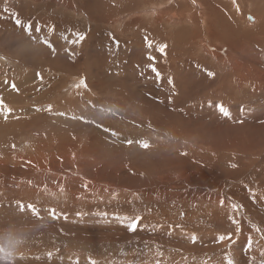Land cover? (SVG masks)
<instances>
[{
	"label": "rangeland",
	"instance_id": "rangeland-1",
	"mask_svg": "<svg viewBox=\"0 0 264 264\" xmlns=\"http://www.w3.org/2000/svg\"><path fill=\"white\" fill-rule=\"evenodd\" d=\"M60 1L79 14L51 0H0V263L264 264V79L250 82L255 94L243 86L238 99L199 97L200 80L219 90L223 75L202 71L204 63L215 65L191 53L193 26L149 23L144 10L167 0ZM186 1L165 18L197 13L196 1ZM136 4L142 11L135 19L117 16ZM104 13L107 22L96 21ZM214 16L218 31L230 32ZM229 16L239 27L246 17ZM177 51L199 67L179 57L177 66ZM45 114L37 129L8 124ZM63 142L72 146L57 151ZM37 148L54 164L31 160ZM19 155L28 160L16 161Z\"/></svg>",
	"mask_w": 264,
	"mask_h": 264
},
{
	"label": "bare ground",
	"instance_id": "bare-ground-1",
	"mask_svg": "<svg viewBox=\"0 0 264 264\" xmlns=\"http://www.w3.org/2000/svg\"><path fill=\"white\" fill-rule=\"evenodd\" d=\"M34 1V0H32ZM37 1V0H36ZM53 4L58 3L59 8L64 9L65 11H69L70 13H72L73 15H77V13L79 14V10L72 6L71 4L68 3H63L65 1H60V0H51ZM87 1V0H86ZM85 1V2H86ZM132 2V4H135L134 1L138 2L137 0H130ZM141 0H139L140 2ZM152 1V0H142V2H144L145 4H147V2ZM174 1V3L176 4L175 7H171V3ZM181 1L182 0H167L165 1V4H160V5H151L150 7H148L147 9L144 10L143 13H147L149 16L151 17V20H149V23H153L155 26H159V24L162 22L163 23H168L171 25H179V24H187V25H191L193 26L191 33L189 34V37H191V40L188 41V43L186 42L188 39H185L186 44L189 45V47L192 49L191 53L195 51L200 52V54H202L204 57L208 58V60L211 62V64H214L215 66H210V64H206V66L203 64L200 67H205L206 69L202 68V71L204 73H209V72H215L218 73L217 76L219 75H223V79H221L219 81V86L221 87L219 90H215L213 91V89H208V87L206 86L207 83H203L204 81L197 83V89L199 91V97L200 96H204L205 94H212L215 95L217 97H227L230 99H238L235 96L236 95H244V93L242 92V87L243 86H250L249 88H251V91L253 94L257 93L259 90L257 89L258 85H256V83H254L253 85H251V81L253 80H258V79H264V72H262V70H260L259 67H261L262 69H264V0H195L196 2L195 7H197V13L191 15V14H187L185 13L184 10L183 12H180L178 15L179 17H177L176 15H171V19L167 20L165 18V15L167 13H169L170 9H177V11H179L180 9H184L185 6L181 5ZM186 1V0H185ZM198 1V2H197ZM110 2V1H109ZM138 2V3H139ZM162 2V1H161ZM187 2V1H186ZM184 2V3H186ZM84 3V2H83ZM111 3V2H110ZM155 3V2H154ZM158 3V2H156ZM164 3V1L162 2ZM189 3V0H188ZM242 3V4H241ZM107 5V4H106ZM144 5V4H142ZM165 5H169V7L167 6V8L165 10H163L161 12V7H164ZM44 6V5H43ZM137 4L133 6L132 9H123L124 11H117L116 14H119L117 16H120L121 13L125 12L123 16V18H131V19H135V15L140 13L142 10H139L137 8ZM187 6V5H186ZM189 6V5H188ZM192 6V5H191ZM45 7V6H44ZM147 7V6H146ZM190 7V6H189ZM52 8V7H51ZM58 8V7H56ZM188 8V7H187ZM46 9V8H45ZM77 9V10H76ZM138 9V10H137ZM191 9V7H190ZM193 9V8H192ZM137 10V11H136ZM48 11V10H47ZM51 11V10H50ZM62 11V10H60ZM218 12L221 14V23L223 22L225 26L223 27H227L225 30H230V32H226V33H221L218 31L216 26L217 21L215 20V13L213 15V13L211 14V12ZM233 11L235 14L237 15H243L245 14L246 17H241L243 18V25L241 27L237 26L236 22H234V20L232 21L230 19L229 13ZM243 11V13H242ZM63 12V11H62ZM175 12V11H174ZM173 12V13H174ZM65 13V12H64ZM150 13V14H149ZM113 14V12H110V15ZM250 14L248 17L247 15ZM44 15V14H43ZM101 15V14H100ZM104 15V16H103ZM101 15L100 17L98 16L96 18V21L101 22V21H105L109 18V15H105V13ZM87 16V15H86ZM113 16V15H111ZM116 16V17H117ZM139 16V15H138ZM145 16V15H144ZM137 17V16H136ZM215 19H214V18ZM231 17H233V15H231ZM153 18V20H152ZM117 19V18H116ZM150 19V18H149ZM89 20V19H88ZM95 20V19H94ZM93 20V21H94ZM115 20V18H114ZM121 20V17H120ZM71 21V20H70ZM92 21V20H90ZM140 21V20H139ZM113 22V21H111ZM141 22V21H140ZM119 23V22H118ZM132 23V21H131ZM130 23V24H131ZM137 25V27H141L142 23H138L136 21H133V25ZM73 25V24H72ZM87 25V24H86ZM152 25V24H151ZM132 26V25H130ZM180 27V26H179ZM187 27V26H186ZM136 28V27H135ZM143 29V28H142ZM183 29V28H182ZM217 29V30H216ZM239 29H243V31L240 32ZM123 32V31H122ZM138 32H140L138 30ZM145 32V31H144ZM182 32V31H181ZM187 32V31H186ZM145 34V33H144ZM180 36V32L178 34ZM176 36V35H175ZM174 36V38H175ZM188 37V36H187ZM168 39V38H167ZM164 43V42H163ZM168 49V45H165V51ZM72 50V49H71ZM74 53V52H73ZM193 53V54H194ZM60 54V53H59ZM164 55V54H163ZM176 57H179L181 59V61L183 62L184 60H187L188 62H192L196 68L199 67L196 65V63L193 62V60L189 59L187 57V55L185 53L181 54L180 52H176L172 57H171V61L174 62L175 64L179 67H183L181 65V63L176 61ZM191 64V63H190ZM202 62H200L199 65H201ZM192 69V68H191ZM200 69V68H199ZM260 72H259V70ZM190 70V69H189ZM188 70V71H189ZM173 70L166 71V75H168V78L170 77V79L172 81H175L172 78V74ZM199 72V71H198ZM252 74V78L250 80L245 81L243 78L247 75V74ZM259 74V75H258ZM237 75V76H236ZM194 76V74H193ZM197 76V75H196ZM71 77V76H70ZM261 77V78H260ZM247 78V77H246ZM75 80V79H74ZM206 81H208V83H212V82H216L213 77L211 79H207ZM261 81V80H260ZM264 81V80H263ZM251 82V83H250ZM95 83V82H93ZM250 83V84H249ZM263 83V82H262ZM208 84V85H209ZM249 84V85H248ZM88 85V84H86ZM92 86V85H91ZM93 87V86H92ZM247 87V88H248ZM263 87V86H262ZM97 86H94L92 90H94L96 92ZM227 89V90H226ZM109 91V90H108ZM244 91V90H243ZM250 91V90H249ZM264 91V88H263ZM102 92V91H101ZM105 92V91H104ZM217 92V93H216ZM235 92H238L240 94H235ZM249 93V92H247ZM251 93V92H250ZM104 94V93H103ZM107 94V93H106ZM252 94V96H253ZM97 95H100V93H97ZM105 95V94H104ZM114 95V94H113ZM108 96V95H107ZM242 97V96H241ZM262 97V96H261ZM244 98V97H243ZM242 99V98H241ZM5 103L7 101H4ZM246 102V101H245ZM11 104V103H9ZM13 105V104H11ZM10 105V106H11ZM15 105V104H14ZM14 109L16 107V109H19L21 111H24L23 108L21 107H17L14 106ZM261 106V105H260ZM6 107V106H5ZM235 108V107H233ZM238 108V107H237ZM236 108V109H237ZM10 108L9 110L7 109V111H9V113H12ZM5 110V109H4ZM264 110V109H263ZM141 112H146L147 110L145 109H141ZM246 111V110H243ZM250 111V110H249ZM206 112V111H205ZM237 112V111H236ZM237 114V113H236ZM259 114V113H258ZM264 114V113H263ZM205 115V114H204ZM20 115H13V117H19ZM47 114H45L44 116H40L36 119H31L29 117L26 118H18L17 121H13L11 123H8L9 126L13 125L18 127H21L23 125V123H29L32 122V125H27L28 128L33 129H37L38 126H40L42 124V122L40 120H46L47 118ZM237 117V116H236ZM17 123V124H15ZM6 124L1 123L0 121V129H2ZM239 125V124H238ZM242 125V124H241ZM200 127V126H199ZM40 128V127H39ZM241 129V128H240ZM170 130V129H169ZM168 130V131H169ZM172 134V133H171ZM173 135V134H172ZM41 138L40 135H37ZM51 138V137H50ZM6 139V138H5ZM4 139V140H5ZM45 139V138H44ZM49 139V138H48ZM50 140V139H49ZM11 141V140H10ZM9 141V142H10ZM15 141V140H14ZM47 141V140H46ZM7 142V141H6ZM5 142V143H6ZM62 142V141H61ZM8 143V142H7ZM11 143V142H10ZM63 142L62 144H59V146H56L57 151L59 150V152H61L63 150V148L66 147H71L72 144H67L64 146ZM72 143V142H69ZM13 144V143H12ZM7 145V144H6ZM11 145V144H10ZM40 145V144H39ZM9 146V144H8ZM13 147V146H11ZM14 148V147H13ZM81 148V147H80ZM233 148V147H232ZM236 148V147H235ZM238 148V147H237ZM11 149V148H10ZM262 150V149H261ZM260 150V151H261ZM264 150V149H263ZM3 151V150H2ZM8 151V150H7ZM10 151V150H9ZM14 151V150H11ZM258 151V152H260ZM6 152V150L4 151V153ZM36 153L34 154L35 157H31L29 155H27L31 160H34L36 157L40 158L39 156H41L42 158H40L42 161H44L45 163H49V164H54L53 161H51L50 156H46V154H48L47 152H45V150L41 149L40 151L37 150L35 151ZM257 152V151H256ZM262 152V151H261ZM264 153V152H263ZM254 154V153H252ZM261 156V153H259ZM246 154H244L245 156ZM256 155V154H255ZM264 155V154H263ZM0 156H2V153L0 151ZM13 156V155H12ZM22 157L21 155H19L16 161H20V160H28V157ZM159 156V155H158ZM243 156V157H244ZM259 156V155H258ZM78 157V153L75 154V158L72 161L73 166L77 167L79 160L77 159ZM138 157L141 158H145L147 157V154L145 153H140L138 155ZM257 157V156H256ZM247 158V157H246ZM152 159V158H151ZM252 159V158H251ZM256 159V158H255ZM260 159V158H259ZM244 160V159H243ZM250 160V159H249ZM256 161V160H255ZM26 162V161H25ZM162 162V161H161ZM160 162V163H161ZM2 163V162H1ZM44 164V163H43ZM145 164V163H144ZM159 164V163H158ZM160 165V164H159ZM172 165V164H171ZM49 165H44V168L41 167V165L39 166L40 170H43L45 173L49 174L51 177H57V176H63L61 175V172L58 173L56 171H54V167L52 169L51 166ZM145 166V165H144ZM153 166V165H152ZM155 166V165H154ZM157 166V165H156ZM59 167V166H58ZM62 167V166H61ZM58 168L59 169H61ZM175 167V166H174ZM248 167V166H247ZM27 168V167H26ZM38 168V167H37ZM145 168V167H144ZM152 168V167H151ZM56 170V168H55ZM66 170V169H65ZM257 170V169H255ZM250 171V170H249ZM63 172V171H62ZM178 172V171H176ZM244 172V171H243ZM241 173V172H240ZM255 173V172H254ZM80 174V173H79ZM66 175V174H65ZM85 176H87V174H84ZM78 177L83 178L82 175H77ZM178 178V177H177ZM246 178V177H245ZM53 179V178H52ZM175 179V178H174ZM234 179V178H233ZM181 180V179H177ZM182 181V180H181ZM228 182V181H227ZM234 182V181H233ZM242 182V181H241ZM250 182V181H249ZM179 183V182H178ZM225 183V182H224ZM252 183V182H251ZM65 184V183H64ZM225 186V185H224ZM252 186V185H251ZM209 197V196H208ZM244 197V196H243ZM247 201V198L244 199ZM234 201V200H232ZM247 203V202H246ZM213 204V202H212ZM241 209V208H240ZM229 210V209H228ZM240 216V215H239ZM242 226V225H241ZM54 234V233H53ZM249 237V236H248ZM263 238V237H262ZM47 240V239H46ZM50 242V241H49ZM89 243V242H88ZM15 244V242L13 243ZM86 244V243H85ZM128 244V243H127ZM16 245V244H15ZM88 245V244H87ZM130 245V244H128ZM10 246V245H9ZM119 246V245H118ZM127 246V245H126ZM87 247V246H86ZM101 247V246H100ZM116 247V245H115ZM140 247V246H139ZM70 248V246H69ZM97 248V246H96ZM124 248V247H123ZM129 248H131L129 246ZM142 248V247H141ZM126 250V249H125ZM130 250V249H129ZM102 251V250H101ZM131 251V250H130ZM138 251V250H137ZM95 252V251H94ZM106 252V251H105ZM128 252V251H127ZM132 252V251H131ZM32 256V255H31ZM53 256V255H52ZM57 257H63V256H57ZM1 264V263H0Z\"/></svg>",
	"mask_w": 264,
	"mask_h": 264
},
{
	"label": "snow or ice",
	"instance_id": "snow-or-ice-1",
	"mask_svg": "<svg viewBox=\"0 0 264 264\" xmlns=\"http://www.w3.org/2000/svg\"><path fill=\"white\" fill-rule=\"evenodd\" d=\"M16 24H17L18 26H21V21H20L19 19H17V20H16ZM24 30L27 31L29 34H31L32 26H31V25H28L27 27L24 28ZM79 39H80V40H83L84 37L81 36ZM49 47H51V45H49ZM161 51H163V49H161ZM154 71H155V69H154ZM208 75H209V76H212V75H214V73L209 72ZM157 76L159 77V74H158V73H157ZM81 83L83 84V82H81ZM169 83H171V81H169ZM84 86H86V85H84ZM12 88L15 90L16 85L13 84V85H12ZM49 110H51V109H49ZM220 111H221L222 113H224L225 115H227V112H226V110L223 108V106L220 107ZM74 118H75V117H74ZM80 119H83V117H80ZM84 122L87 123L88 121L85 120ZM129 143H131V141H129ZM141 147H143V148L146 149V148L149 147V145H148V143H147L146 141H144V142H141ZM20 207H21V210H23V207H24V206L21 205ZM28 207L31 209V211H32L33 213H36V210H35L34 208H32L31 205H29ZM233 207L236 208L237 206L234 205ZM52 215H53V218H55L54 210H53V212H52ZM138 224H139V220H134V221L132 222V224L129 226V227H130V230H131V231H136V229H137V227H138ZM257 230H258V229H257ZM225 239H229V240H230V239H231V236L229 235V236H220V237H218V240L221 241V242H222L223 240H225ZM249 247H251L250 244H249ZM92 264H95V261H92ZM228 264H232V261L229 260V261H228Z\"/></svg>",
	"mask_w": 264,
	"mask_h": 264
}]
</instances>
